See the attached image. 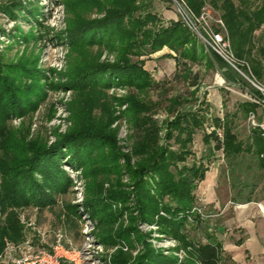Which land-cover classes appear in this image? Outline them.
<instances>
[{"label": "trees", "instance_id": "16d2710c", "mask_svg": "<svg viewBox=\"0 0 264 264\" xmlns=\"http://www.w3.org/2000/svg\"><path fill=\"white\" fill-rule=\"evenodd\" d=\"M64 1L68 11L77 12L75 17L69 18L66 34L78 55L97 46L120 51L121 56L114 63L100 62L99 58L91 56V60H84L70 68L68 82L63 86L81 94L100 93L113 84L136 89L137 92L126 100L134 127L133 154L121 152L115 131L104 125L76 128L61 135L50 146L35 140L20 139L9 127L8 121L13 115H25L36 109L44 99L41 71L31 63L5 62L0 56V246L6 238L13 241L23 238L17 209L54 205L56 194L69 191L73 181L61 166L63 158L67 156V163L72 167H83L90 180L86 205L100 221L102 240L107 245H113L119 239L132 243V234L136 233L135 238L144 244L142 251L132 261L129 253L119 251L114 257L116 264L130 261L129 264H170L173 261L155 252L144 236L138 233L136 223L139 220L152 221L157 216L164 231L189 244L188 264H219V243L209 238L205 241L192 240L187 235L188 218H181L179 214H190L198 203L199 182L206 178L210 170L205 159L218 150L223 151L230 163L231 159L240 155H253L257 160V169L264 174V158L261 157L264 154V131L259 127L252 128L244 140L234 126V116L248 118L250 113H256L259 106H264V93L220 55L208 50L182 19L164 23L150 8L142 13L141 6L146 7L149 3L146 4V1L150 0H144L141 4H137L139 0ZM185 1L197 15L206 3L220 11L219 16L225 22L232 50L239 60V69L258 81H264V0ZM23 6L21 0L0 3V9L12 15H17L16 11ZM94 9L102 16L94 18L79 14L80 11L84 13ZM165 46L177 53L175 57L182 70H178L176 75L190 81L195 87L193 97L200 90V81L199 75L191 71L189 61L204 62L217 71L219 68L228 85L246 90L260 102L243 100L239 104L240 115L238 112H227L220 117L212 116L210 105L205 100L199 102L198 98H194L197 104L183 108L191 101L177 95L167 98L170 117L159 121L153 114L160 102L146 95L153 89L161 88L162 84L145 69V59L142 57ZM28 78L33 80L32 84L25 82ZM211 119L213 128L207 130ZM258 119L263 121L262 117ZM113 120L110 119L108 123ZM218 129H222V136ZM199 131H203L202 141L207 150L197 158L193 145ZM190 156H194L191 161ZM122 159H125L123 164ZM36 173L42 175L43 181L37 179ZM125 174L131 179L129 185L122 181ZM101 176L115 178L113 187L105 191ZM263 180V175H259L251 183H246L240 177L237 183L233 182L232 188H239V192L247 189L245 195L251 201L264 197V184L258 186V182ZM112 200L120 201L123 205L114 209ZM68 210L71 214H78L75 205H68ZM122 210L129 212L131 224L115 229L114 224L123 214ZM161 211L166 212V216L161 215Z\"/></svg>", "mask_w": 264, "mask_h": 264}, {"label": "rangeland", "instance_id": "374dc122", "mask_svg": "<svg viewBox=\"0 0 264 264\" xmlns=\"http://www.w3.org/2000/svg\"><path fill=\"white\" fill-rule=\"evenodd\" d=\"M4 1L8 2L9 0H0V3ZM21 2L24 6L16 11L17 15L0 9V56L5 62L31 63L41 71L40 83L45 97L31 112L25 115H13L8 121L9 127L20 139L35 140L50 146L56 143L61 135L76 128L84 126L97 128L104 125L109 130L115 131V139L120 151L132 155L135 140L134 127L127 111L128 103L126 100L137 90L124 84H113L109 88L101 90L100 93L81 94L70 87L63 86L68 82V72L74 65H79L84 60H91L89 59L91 56H94L95 59L99 58L100 62H118L121 56L120 51H109L106 48L95 46L90 48L88 52L78 55L72 49L66 34L68 20L70 17L76 16V11H68L64 0H21ZM143 2L144 0H139L137 4ZM147 2L149 3L147 4ZM146 4V7L142 5L140 8L142 13L150 8L161 17L164 23L172 19H179L175 0H150L146 1ZM206 4L210 5V3ZM214 12L217 16L220 15L219 10H214ZM79 14L83 17L91 16L94 18L102 16L95 9L84 13L80 11ZM59 35L62 37L60 38ZM200 41L202 40L200 39ZM88 54H90L89 57ZM176 54L169 46H165L149 56L142 57L145 59V69L162 84L161 88L153 89L146 95V97L160 102L157 111L153 114L155 118L162 122L170 117L167 113V98L177 95L189 98L191 101V103L185 104L183 108L197 104L198 102L194 101V98H198L199 102L205 100L210 105L212 116L224 117L227 112H238L240 115L239 104L243 100H250L248 98L250 94L246 90L238 86L228 85L217 69L209 68L204 62L189 61L191 71L193 74L199 75L200 81L197 97H193L192 91L195 87L191 85L190 81L176 75L178 70H182V67H179L177 63ZM164 57H171L175 59L176 63L174 64L172 60H159V58L164 59ZM237 62L239 60L236 58ZM240 73L253 85L254 81L264 87V81H258L251 74ZM25 82L32 84L33 80L28 78ZM258 117H262V122H264V106L258 107L256 118L259 121ZM113 118L114 120L108 123ZM210 118H212L211 115ZM212 122L211 119L207 125V130L213 128ZM234 126L240 138L244 140L247 139L253 128L248 118L237 117V115L234 116ZM218 131L222 136V129H218ZM202 134L203 131H199L193 145L194 154L197 158L204 155L207 150L202 141ZM261 157L264 158L262 155ZM208 158L205 159V162L210 169L219 168V179L224 183L232 185L233 182L237 183L240 177L246 183H251L259 175L264 177V174L257 169V160L253 155H240L231 159L230 163L223 151L218 150ZM193 159L194 156H190L189 161ZM124 161L125 159H122L121 163L123 164ZM61 166L73 181L69 191L55 193L56 203L54 205L44 208L32 205L17 209L18 218L23 227V238L20 241L6 238L3 245L0 246V254L5 253V247L8 243L14 245L29 243L34 248H47L53 252L58 234H61L64 248L74 251L71 256L72 264H116L114 261L115 254L121 250L130 254L131 261L134 260L144 245L135 238L136 233L132 234V243L125 239H119L117 243L107 245L100 236L102 226L99 219L89 211L86 205L88 188L91 183L85 169L80 166H70L67 163V156L63 158ZM36 177L39 181H43L40 173H36ZM102 179L104 180L105 191L113 187L115 178L101 176L100 180ZM122 181L129 185L131 179L125 174ZM201 183L199 182L197 190H199ZM263 184L264 180L258 182V186H263ZM234 191V194L237 195L236 190ZM197 195L198 203L190 211V214L187 215L185 212L180 213L179 216L188 218V237L195 241H205L204 221L206 214L202 210L199 194ZM68 205H75L78 214H71ZM111 205L117 209L121 208L123 204L120 201L112 200ZM122 213L114 224L115 229L131 224L129 212L122 210ZM160 213L166 216V212L161 211ZM168 217L170 218V215ZM158 220V216L152 221L139 220L136 223L138 233L144 236L147 244L155 252L172 258L173 261L170 264H188L189 244H184L177 236L164 231ZM220 262L219 264H221ZM199 264L204 263L199 262Z\"/></svg>", "mask_w": 264, "mask_h": 264}, {"label": "crops", "instance_id": "0c3cea01", "mask_svg": "<svg viewBox=\"0 0 264 264\" xmlns=\"http://www.w3.org/2000/svg\"><path fill=\"white\" fill-rule=\"evenodd\" d=\"M159 60L176 63L171 57ZM219 176V168H211L198 191L206 238L219 243L221 264H264V212L258 206L264 197L249 201L247 189L239 192Z\"/></svg>", "mask_w": 264, "mask_h": 264}, {"label": "built area", "instance_id": "2783aa9c", "mask_svg": "<svg viewBox=\"0 0 264 264\" xmlns=\"http://www.w3.org/2000/svg\"><path fill=\"white\" fill-rule=\"evenodd\" d=\"M179 18L182 19L202 40L208 50H212L235 69L242 72L237 63L236 56L232 50L230 38L221 16H217L213 8L206 4L199 15L187 5L184 0H175ZM254 85L264 93V87L255 83ZM251 101L260 102L253 96H248ZM250 124L259 127L264 131V122H259L256 113H250L248 116ZM264 156V154H262ZM259 208L264 212V205L258 203ZM199 211L201 209H198ZM62 235L58 234L56 244L53 246V252L47 248H34L29 243L14 245L8 243L5 247V253L0 254V263L4 264H72L71 256L74 251L64 248L61 241ZM21 251V253H18Z\"/></svg>", "mask_w": 264, "mask_h": 264}, {"label": "water", "instance_id": "95a60500", "mask_svg": "<svg viewBox=\"0 0 264 264\" xmlns=\"http://www.w3.org/2000/svg\"><path fill=\"white\" fill-rule=\"evenodd\" d=\"M218 71L220 72V69L218 68ZM221 73V72H220Z\"/></svg>", "mask_w": 264, "mask_h": 264}]
</instances>
